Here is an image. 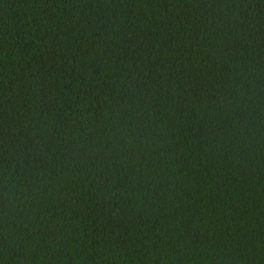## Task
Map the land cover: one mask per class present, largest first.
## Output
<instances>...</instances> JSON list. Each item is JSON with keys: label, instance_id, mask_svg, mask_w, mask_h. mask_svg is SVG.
Returning <instances> with one entry per match:
<instances>
[{"label": "trees", "instance_id": "16d2710c", "mask_svg": "<svg viewBox=\"0 0 264 264\" xmlns=\"http://www.w3.org/2000/svg\"><path fill=\"white\" fill-rule=\"evenodd\" d=\"M0 264H264V0H0Z\"/></svg>", "mask_w": 264, "mask_h": 264}]
</instances>
